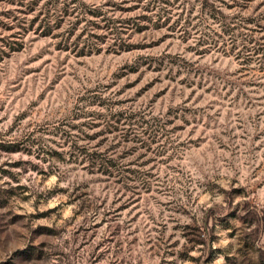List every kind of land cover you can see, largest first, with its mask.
Returning <instances> with one entry per match:
<instances>
[{
	"label": "rangeland",
	"instance_id": "1",
	"mask_svg": "<svg viewBox=\"0 0 264 264\" xmlns=\"http://www.w3.org/2000/svg\"><path fill=\"white\" fill-rule=\"evenodd\" d=\"M0 264H264V0H0Z\"/></svg>",
	"mask_w": 264,
	"mask_h": 264
},
{
	"label": "trees",
	"instance_id": "2",
	"mask_svg": "<svg viewBox=\"0 0 264 264\" xmlns=\"http://www.w3.org/2000/svg\"><path fill=\"white\" fill-rule=\"evenodd\" d=\"M261 259H262V257H261Z\"/></svg>",
	"mask_w": 264,
	"mask_h": 264
}]
</instances>
